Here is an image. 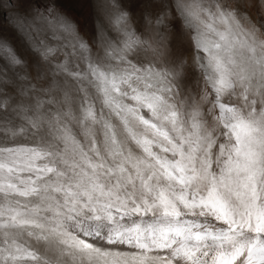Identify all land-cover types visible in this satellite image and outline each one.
Returning a JSON list of instances; mask_svg holds the SVG:
<instances>
[{"label": "snow or ice", "instance_id": "6c2138e0", "mask_svg": "<svg viewBox=\"0 0 264 264\" xmlns=\"http://www.w3.org/2000/svg\"><path fill=\"white\" fill-rule=\"evenodd\" d=\"M103 7L0 35V264H264V0Z\"/></svg>", "mask_w": 264, "mask_h": 264}, {"label": "rangeland", "instance_id": "374dc122", "mask_svg": "<svg viewBox=\"0 0 264 264\" xmlns=\"http://www.w3.org/2000/svg\"><path fill=\"white\" fill-rule=\"evenodd\" d=\"M105 2L106 0H60L63 11L79 26L81 34L88 39H91L95 33L99 23L98 15L102 17L105 14L103 7ZM123 2L139 24L143 12V0H123ZM157 2L162 3L163 0H157ZM13 3L15 0H3L0 4V35L7 38L20 53L31 60L23 37L12 27L13 17L17 15L13 9ZM18 139L25 140L24 137H18Z\"/></svg>", "mask_w": 264, "mask_h": 264}]
</instances>
